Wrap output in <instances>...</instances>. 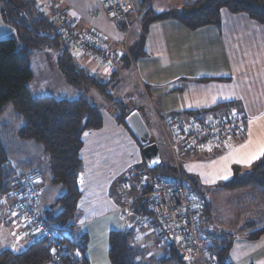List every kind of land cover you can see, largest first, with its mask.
Listing matches in <instances>:
<instances>
[{"label":"crops","instance_id":"1","mask_svg":"<svg viewBox=\"0 0 264 264\" xmlns=\"http://www.w3.org/2000/svg\"><path fill=\"white\" fill-rule=\"evenodd\" d=\"M194 1L196 0H153L150 7L155 13H160L170 7ZM55 4H58V9L63 10L65 15L75 22L77 28L93 29L105 35L112 44L124 41L125 46L119 45L117 50L123 51V54L118 57L116 53L115 61L113 59L110 67L100 65L89 54L77 50H73L72 53L77 64L85 67L90 73L100 76L101 79L103 77L108 78L110 74L112 76L116 74L119 68L117 64L113 68L116 61L124 57L131 59L134 66L131 69L128 68L129 77L120 84L119 90L120 92H126L134 86V83H136L138 89H146L148 95H146L145 102L148 115L145 116L146 110L140 109L139 111L146 123L150 121L152 126L162 130L166 140V131L168 134L171 133L170 126L167 123L171 116L176 115L183 118L189 116L203 117L201 113H212V115L220 116L225 114L228 108L221 104L234 102V104L237 103L241 106V110L247 117V129L234 138L231 147L187 152L182 150V146L179 145L180 159L176 154L174 155L175 162L167 164L175 167L180 166L183 174L185 173L192 185L201 192L204 205L201 216V231L209 236L211 240L209 252L214 253L218 260L219 256L222 255L224 264H264V186L249 184L227 188L222 185L223 182L232 178L234 166L248 170L252 163L262 157L259 156L250 164L236 162V159L240 156H247L250 151L257 148L261 141H264V24L257 22L245 13H232L225 8L221 11L220 25L210 24L191 29L177 19L157 20L149 25L144 34V53L135 57V61L130 54V50L143 36L144 22L142 17L144 14L140 18L134 16L124 19L111 18L105 13L102 0H55L52 6ZM156 5L157 8H155ZM98 9L100 10L99 13H95V10ZM9 37H17V30L5 21L1 14L0 5V40ZM51 49L52 47H45L39 50L43 54L39 56L40 60H36V64H39L38 70L51 69L55 75L59 71L61 74L59 83H67L73 87V85L66 82L67 79L65 75L63 76L64 73L59 66V60L48 58L47 55ZM32 56L30 63L33 78L29 82V88L34 96H43L39 95L36 89L39 87H36L31 61ZM74 87L80 88L81 85ZM46 95L54 96L51 93H46ZM80 95L84 94L81 93ZM108 108L112 112V116L109 120H106L103 115V126L89 133L87 137L88 144L90 146L92 144V147L96 146L97 148L92 153V162L102 158L98 151L99 148L103 152H109L114 146L115 141L105 138L112 131L123 139L127 138V146L131 150L134 148L136 151L135 157L137 158L129 165L130 168L134 164L142 162V159L145 161L142 149L135 136L127 125L116 120L114 115L115 106L110 100H108ZM132 109H136V107H131L128 110ZM204 118L208 117L204 116ZM6 125H8V122L0 120V127ZM249 133H251V136H249ZM17 138H13L7 146L10 168L22 173L29 170L38 171L42 188L39 202H45L46 197L42 181L43 175L50 168L48 156H44L41 152L40 158H36V155L27 152L26 141L28 140H17ZM250 139L253 142L251 148L241 149V145L247 144ZM85 142L86 140L84 144ZM166 143L170 147L168 140ZM236 150H239V152H236ZM41 151H44V149L41 148ZM229 154H233L235 158L223 159L228 157ZM81 156L83 159V149ZM134 167L136 168L137 165ZM83 168L85 172L84 164L82 171ZM124 170L127 172L130 169L126 166ZM138 170L139 173L135 172L132 178L128 179L134 187H139L137 191L132 193L133 195L141 194V189L149 184L148 173L142 167H139ZM94 174L96 176V173ZM139 174L140 177H137ZM144 177L147 178V183L140 186L139 181ZM206 180L210 182H205ZM103 181L104 185L99 188L97 196H95L97 187L90 189L95 194H90L89 189H84L87 191L86 194L85 191L83 194L89 195V198L83 200L86 197L85 195L82 198L83 201H87V205L79 204L81 207L80 214L84 215L86 208L88 213L80 221H73L74 225L67 233L72 240L85 245L84 250L80 249L76 254L86 257L89 264H106L105 258L109 257L110 232L124 229V221L128 220L121 215L124 202L122 199H115L108 190L110 184L109 173L106 175V180ZM202 185H213V187L207 193ZM217 187H221L225 191V194H221L224 198H220L218 202L215 201V197L211 199L210 195L209 198L205 196V194L212 192L218 193ZM227 192H231V194L227 196ZM94 196L95 200L92 199ZM56 199L53 200L56 202ZM99 205L107 209L95 212L92 207ZM108 214L112 217L100 229L102 240L100 235H96L101 241H94L93 234L100 225L97 222ZM1 222L6 226V229L18 226L17 231L11 230L10 232L15 238L30 240L26 230L19 227L21 220L16 219V216L8 211L6 205L0 210V225ZM13 222L16 224H13ZM206 222L207 225H205ZM135 225L140 229H137L134 233L135 239L147 251V257L150 260L166 254L165 252L169 248L168 245L172 241H169L162 234L155 218L139 215ZM2 229L0 227V231ZM255 231L260 233L256 235L254 234ZM1 233L4 238L7 237L4 230ZM222 240L229 242L227 253H224L221 249ZM176 241L178 243L179 239H176ZM8 244L9 242L3 248L12 249V245ZM214 247L221 250L220 255L213 250ZM19 248L21 249V247ZM184 257L183 255V260H185ZM185 261L186 264L200 263L198 261L193 263L188 260ZM107 264L111 263L107 262Z\"/></svg>","mask_w":264,"mask_h":264},{"label":"trees","instance_id":"2","mask_svg":"<svg viewBox=\"0 0 264 264\" xmlns=\"http://www.w3.org/2000/svg\"><path fill=\"white\" fill-rule=\"evenodd\" d=\"M135 1L139 10L145 6L148 7L142 17L143 36L130 50L133 58L144 53V34L149 25L157 20L177 19L191 29L210 24L220 25L221 11L225 8L232 13H245L257 22L264 24V0H196L170 7L160 13H155L151 9L150 4L153 0ZM0 5L5 21L17 30V37L0 40V119L11 105L15 110L16 117L23 121L15 135L17 134V137L22 139H32L42 145L49 159L52 183L60 184L65 189L63 195L56 200V205L61 203L65 207L64 213L57 219L51 213L46 217V220L57 228L61 242L71 245L77 242L72 240L67 234V230L64 231V229L70 230L74 225L73 221L68 220L76 212L79 199L83 194L79 177L83 167L81 156L84 146L83 131L87 128H101L103 116L97 105L89 102L84 95L72 99L56 98L51 95L34 96L29 88V82L33 78L31 56L39 48H57L60 51L59 66L69 84L73 86L86 84L101 90L115 106V118L124 125H126L125 117L133 109L129 111L122 103L114 101L106 92L108 82H103L100 76L90 73L85 67L77 64L68 44L67 47L61 46L64 40L60 37L58 27L38 0H0ZM221 105L230 107L234 105V102ZM8 126L9 123L5 127H0V210L5 205L8 207L4 197L6 193L12 191V178L15 172L10 168L7 147L10 143H5L8 137L6 133ZM139 145L142 149V145L140 143ZM214 148L221 149L220 147ZM181 149L187 151L184 147ZM144 166L147 168L145 161ZM146 172L149 175V184L141 189V194L138 193L139 196L132 204L131 210L139 215L154 218L148 192H150L157 175L175 176L176 167L162 162L154 169L147 168ZM183 175L187 176L185 173ZM249 184L264 186V156L252 163L248 170L234 166L232 178L222 183L227 188ZM138 188L134 187L133 192ZM41 190L40 178V194ZM121 197L124 202L123 196ZM8 211H10L9 208ZM134 227L136 225L132 228ZM132 228L128 232L125 231V228L110 232L108 256L111 264H186L178 244L176 245L174 241L168 245L169 248L165 255L150 260L147 257V251L137 243ZM23 229L28 233V237L33 235L34 230L30 226ZM259 233L255 231L254 234L258 235ZM39 236L20 251L11 248L2 249L0 264H52L51 245L48 244L45 237L40 234ZM77 244L79 250H84V244L79 242ZM221 246L223 252L227 253L229 242L222 240ZM213 250L219 255L221 254L219 248L214 247ZM221 256H219V261L224 264ZM56 264H89V262L86 257L73 253L62 257Z\"/></svg>","mask_w":264,"mask_h":264},{"label":"built area","instance_id":"3","mask_svg":"<svg viewBox=\"0 0 264 264\" xmlns=\"http://www.w3.org/2000/svg\"><path fill=\"white\" fill-rule=\"evenodd\" d=\"M44 11L56 23L60 37L68 42L71 51L77 50L93 57L100 65L110 67L116 57L119 45L110 43L107 37L93 29H79L73 20L58 9L55 0H38ZM105 13L116 19H124L130 16L140 18L147 6L138 9L135 0H102ZM125 46V45H124ZM235 105V104H234ZM227 108L223 115H212L211 118H197L189 116H171L168 120L171 133L167 140L171 150L176 155L178 146L187 151L195 152L214 147L229 148L233 145L234 138L241 132L246 131L247 117L240 107ZM144 177L139 185L147 183ZM12 191L5 194L4 201L16 219L25 220V226H30L42 237H45L51 245L52 264H56L62 257L69 256L79 251V245L72 243L65 245L57 228L38 208L40 195V174L36 170L26 172L15 171L12 178ZM134 185L124 179L116 185L117 193L124 198L121 215L128 219L131 206L139 195H133ZM150 208L157 220L162 234L169 241L177 242L178 247L190 263L195 261L199 264H221L217 256L209 252L211 240L201 231V216L204 210L200 191L195 188L191 181L184 177L182 171L176 166V175H157L149 192ZM53 249L55 251L53 252Z\"/></svg>","mask_w":264,"mask_h":264},{"label":"rangeland","instance_id":"4","mask_svg":"<svg viewBox=\"0 0 264 264\" xmlns=\"http://www.w3.org/2000/svg\"><path fill=\"white\" fill-rule=\"evenodd\" d=\"M155 8H157V5L155 6ZM99 11H100L99 9L95 10V13H97V12L99 13ZM67 44H68V42L64 41L61 43V46L67 47ZM134 46H135V44L132 46V48ZM39 50H41V48L36 49L34 51V55L32 56V59H31L32 66L34 69L35 82L37 84L36 87H39V88H36L39 95H46V93H51L54 95V97H57V98L70 99V98H76L81 93H83L86 96V98L89 100V102H91L94 105H97L102 116L104 115L106 117V120H109L110 116H112V112H110L109 108H108V100L109 99L107 98V96L101 90H99L95 87H92L91 85L82 84L81 87L79 88V87H74V86L71 87L67 83H65V84L59 83L60 78H61V74L59 71L56 72V75L51 69L45 70V71H39L37 68L39 64H36L37 63L36 60H40L39 56L41 54H43V53H41L42 51H39ZM49 52L50 53H48V55H47L48 58L50 57V58H53V60H55V59L57 61L59 60L58 56H59L60 51L57 50V48H55V49L52 48ZM133 59L136 61V58H133ZM114 61H115V58H114ZM115 64H117V66H119L118 70L116 71V74L114 76H112L110 74L108 78L107 77L102 78L103 82H108L107 87H106V92L110 94V96L112 97V99L114 101H119L120 103H122L124 105L125 109L128 110L131 107H136V109H139V110L143 109V111H145V110L147 111L145 114V116H147L148 110L146 109L145 100H146V95H148V94H147V91L145 88H144V90L143 89L140 90L136 87V83H134L133 84L134 86L126 92H120V90H119L120 84L122 82H125L127 80V78L129 77L128 68L130 67V69H131L134 66V62L131 59L124 57L123 59L116 61V63L113 64V68H115ZM63 76H64V74H63ZM49 84H51V85H49ZM237 107L241 108V106L237 103L232 106V108H237ZM201 114L203 117L205 116L208 118L212 116V113H201ZM104 116H103V120H104ZM0 120H4V121L9 123L8 130L6 131V133L8 134L7 135L8 137L6 136L7 139L5 140V143L12 142L13 138L17 137V134H16V136H14V135H15L16 131L18 130V127L22 124L23 121L16 117L15 110L13 109V107L11 105L8 107L6 113L3 115L2 119H0ZM122 124H124V123H122ZM147 124H148V128H149L151 135H152V140L157 142L159 145L163 163H165V164L172 163L173 164L175 162L174 154L171 151L168 143H166L167 140H166V137L164 136L162 130L158 129L157 127L152 126L150 121H148ZM105 127H106V124H105ZM95 130H97V129L87 128L83 131L84 141L86 140V142L83 146V153H84L83 164L85 167V172H84V168H83V171L81 170L79 173L80 180L82 179V181H83V182L80 181L81 188H82L83 192L85 191L84 189H89L90 194H95L90 189H94L97 187V193L95 194V196H97L99 188L102 187V185H104L103 180H106V175L109 173L110 184H109L108 190L110 191V193L113 195V197L115 199H117V198L122 199V197L117 193L116 185L121 180L131 179L132 175L135 172L139 173V170H138L139 167H142V168H144L145 171H147V168L144 166V160L142 159V162L134 164L130 168L129 165H131L135 161V159L137 158V157H135L136 151L134 148L131 150V148H129L127 146V144H128L127 138L123 139L121 136H118V134L116 135V133L112 131L107 136H105V138L115 141L114 146L112 147V149L109 152H103L99 148L98 151L100 153V156H102V158L100 160H97L96 162H92L93 161L92 153L95 149L97 150V148H96V146H94L95 148L92 147V144H91V146L88 144L87 137H88L89 133H91ZM17 140H22V138L18 137ZM25 140H28V141H26L27 142L26 144L28 146L27 152H30L31 154L36 155V158H38V159L40 158L41 152L44 156L47 157V154L44 153L45 151H41V148H43L41 144H39L38 142H36L32 139H25ZM167 148H168V151H167ZM176 154L178 155V157L180 159V157H181L180 156V154H181L180 149L176 150ZM136 165H137V167L135 168L134 166H136ZM126 166H128V169H130L127 172H125V170H124ZM94 173H96V176ZM140 174H141V172H140ZM140 174L137 177H140ZM97 175H99L100 177L98 178ZM94 176H95V178H94ZM50 178H51V174H50V168H49L48 172H46L43 175V181H42V183H44L43 188H44V195L46 197V200H45V202L43 201L42 203L39 202V209L45 217H48L49 214H51L53 212V210L56 206V202L53 199H56V198L58 199L60 196L63 195L64 190H65L62 185L52 183ZM87 182H88V184H87ZM111 183H112V186H111ZM202 187H203V189H206L207 193H209V190L213 187V185H204V186L202 185ZM216 190L218 193L212 192L210 194H205V196L207 198H209V195H210L211 199L213 197H215L216 198L215 201H217V202L220 201V198H224L221 196V194H223L225 191L221 187H217ZM86 191H85V194H86ZM85 194H83V196H81V198L79 199L77 210L75 213H73L72 218H70L68 221H74V222L80 221L81 218L83 219V217L88 213V209L85 207L86 210L84 212V215L80 214V211H81L80 208L81 207L79 204L81 203L83 205H87V201H83V200H86V198L87 199L89 198V195H85ZM226 194H227V196H229L231 194V192H227ZM84 195L86 197H84ZM95 196L92 198L93 200H95ZM83 197L85 199L82 200ZM41 200H42V198H41ZM92 209L95 212H99V211H103L107 208L104 206L100 207V205H99V206L92 207ZM111 217H112V215L108 214L101 221L97 222L100 225L96 229L95 233L93 234V240L94 241L97 240L100 242L102 240V234L100 232V229L103 228L108 223L107 220ZM214 219H217V218H214ZM15 222H13V224H16ZM25 224H26V222L22 218L19 227L21 229L27 228L25 226ZM124 224H125L124 228H126V224H127L126 220L124 221ZM205 225H207V222ZM0 227L3 228L2 230H4V232L7 236L6 238H4L2 236V233H1L2 230L0 231V251L2 249H4L3 247L6 246V243H8V242L10 245H12L11 247H13L12 248L13 250L20 251L19 247H21L23 249V248L27 247L26 245L30 241H33L35 238L40 237L39 234L37 235V233H38L37 231H33V233H32L33 235L29 237L30 240H23V239L20 240L18 238H15L14 235L10 234L11 230L17 231L18 226H13L11 228L6 229V226L1 222ZM72 227H73V225H72ZM132 229H133V233H135L137 229L140 230L137 227H134ZM66 230L68 233L69 232L68 228L64 229V231H66ZM96 235H100L101 240L99 238H97ZM78 254H79V252H78ZM105 261H106V264H107V262L110 263L109 257L105 258Z\"/></svg>","mask_w":264,"mask_h":264},{"label":"water","instance_id":"5","mask_svg":"<svg viewBox=\"0 0 264 264\" xmlns=\"http://www.w3.org/2000/svg\"><path fill=\"white\" fill-rule=\"evenodd\" d=\"M118 57L123 51L116 52ZM125 123L139 143L142 145V152L148 169H154L162 163L160 148L157 142L152 141V135L139 109H133L125 117ZM65 211V207L59 203L55 206L52 216L59 218ZM139 214L131 211L128 214V220L125 231L128 232L138 221Z\"/></svg>","mask_w":264,"mask_h":264},{"label":"snow or ice","instance_id":"6","mask_svg":"<svg viewBox=\"0 0 264 264\" xmlns=\"http://www.w3.org/2000/svg\"><path fill=\"white\" fill-rule=\"evenodd\" d=\"M75 15V13H73ZM249 136H251V133H249ZM253 142L250 139L249 142L245 145H241V149H250L252 146ZM236 152H239V150H236ZM259 156H264V141H261L257 148L255 150H252L249 152L247 156H240L238 159H236L237 163H243V164H250L253 160L257 159ZM235 156L233 154H229L228 157H224L223 159L228 160V159H234ZM227 178V177H225ZM81 182L82 179H81ZM205 182H210V181H205ZM55 249H53V252Z\"/></svg>","mask_w":264,"mask_h":264}]
</instances>
